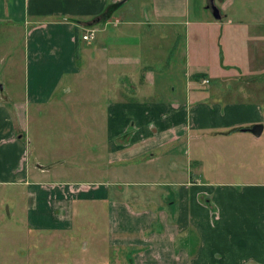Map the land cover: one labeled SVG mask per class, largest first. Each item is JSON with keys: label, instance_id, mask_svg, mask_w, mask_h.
<instances>
[{"label": "crops", "instance_id": "1", "mask_svg": "<svg viewBox=\"0 0 264 264\" xmlns=\"http://www.w3.org/2000/svg\"><path fill=\"white\" fill-rule=\"evenodd\" d=\"M138 1L136 14L116 7L88 51L103 67L100 123L68 116L64 129L39 128L37 148L27 130L58 107L63 76L79 70L78 32L111 0H0V62L14 30L22 50L20 93L0 80V188L22 185L27 223L48 230L70 226L73 199L104 203L121 261L264 264V172L251 163L264 130V0H249L252 17L219 0L218 18L208 0ZM256 122L258 136L239 129Z\"/></svg>", "mask_w": 264, "mask_h": 264}, {"label": "rangeland", "instance_id": "2", "mask_svg": "<svg viewBox=\"0 0 264 264\" xmlns=\"http://www.w3.org/2000/svg\"><path fill=\"white\" fill-rule=\"evenodd\" d=\"M123 1L111 0L103 13L96 19V23L82 25L83 27L80 28L76 43L79 70L63 76L57 88V93L62 94L58 107L49 108L48 113H43L42 111L39 118L32 121L30 129L27 130V135L31 140L30 144L32 146L39 147V128L45 130L52 128L55 131L64 129L68 126L65 122L68 116L75 122L79 120L80 123H86L87 112L90 111L91 114L92 112L95 113L96 124L100 123L104 108L101 85L103 67H99L98 65L91 67L90 53L88 51L93 49L95 45H102L100 41L101 36L100 34L96 35V31L101 26L104 27L108 21L116 22L115 19H112V12ZM125 1L121 10L126 8L132 13H135L141 4L138 0ZM233 1L236 4L229 9V12L236 14L237 11V14L243 17H252L249 0ZM213 2L217 7L221 5L219 0H213ZM115 4L118 5L116 6ZM208 9L211 11L210 8ZM86 29L93 30V36L88 39H82L80 35ZM13 32V49L10 50L12 51V58L8 57L6 60L0 62V80L5 88L8 86L13 94L18 95L22 89L21 36L20 30H14ZM18 32L19 36L16 35ZM202 35L204 36L206 47L209 38L205 34ZM182 36L184 37V31L182 32ZM100 54V57H102V52ZM97 62L99 63L98 59ZM214 73L215 71L209 70L208 74L212 76ZM200 79L193 78L192 81L196 86L207 88L210 83L205 82L206 84L201 85ZM71 84L73 87L70 86L71 89L67 94L61 91L62 85L69 86ZM43 122L45 123L44 126ZM74 127L81 128L79 126ZM45 134L48 135L47 132ZM260 137L253 151L256 154L251 160V163L256 168L258 177L264 172V151L262 148L264 144V130ZM259 148H262V150L259 151ZM34 151H38V149ZM243 154H246L244 160L250 161L249 150L243 152ZM211 170V161L208 158L205 172L209 173ZM30 171L31 173L37 172V177L43 179V173H40L38 168L30 167ZM194 172H196L195 167L193 174ZM125 186L129 187L130 185ZM130 187L145 191L151 190V186L148 185ZM166 190H168L167 187ZM27 202L28 197L24 196L22 185H7L0 188V264H136L132 253L128 256L130 260L121 261L115 258V254L123 248L117 246L111 247L106 244L108 225L104 203L100 205L84 197L73 199L71 205L73 207L76 203L78 205L71 212L70 226L64 230H48L33 227V225L31 226L27 223L25 211Z\"/></svg>", "mask_w": 264, "mask_h": 264}, {"label": "water", "instance_id": "3", "mask_svg": "<svg viewBox=\"0 0 264 264\" xmlns=\"http://www.w3.org/2000/svg\"><path fill=\"white\" fill-rule=\"evenodd\" d=\"M208 6L211 8L212 13L215 17H220V12L218 10V7L214 4L213 0H209ZM262 128H263V123L262 122H256L251 126H247V127H239L240 130H249L251 131L254 135H260V133L262 132Z\"/></svg>", "mask_w": 264, "mask_h": 264}, {"label": "built area", "instance_id": "4", "mask_svg": "<svg viewBox=\"0 0 264 264\" xmlns=\"http://www.w3.org/2000/svg\"><path fill=\"white\" fill-rule=\"evenodd\" d=\"M93 36V30L91 29H86L84 32L81 33L80 37L82 39H88L91 38ZM204 81H206L207 79H203Z\"/></svg>", "mask_w": 264, "mask_h": 264}, {"label": "trees", "instance_id": "5", "mask_svg": "<svg viewBox=\"0 0 264 264\" xmlns=\"http://www.w3.org/2000/svg\"><path fill=\"white\" fill-rule=\"evenodd\" d=\"M119 4H120V3H119ZM115 5L117 6L118 4H115ZM111 6H113V5H111ZM116 6H115V7H116Z\"/></svg>", "mask_w": 264, "mask_h": 264}]
</instances>
